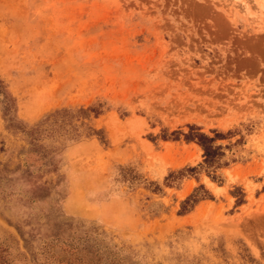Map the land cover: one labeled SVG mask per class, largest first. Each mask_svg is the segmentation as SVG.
<instances>
[{"label":"rangeland","instance_id":"374dc122","mask_svg":"<svg viewBox=\"0 0 264 264\" xmlns=\"http://www.w3.org/2000/svg\"><path fill=\"white\" fill-rule=\"evenodd\" d=\"M98 103L104 142L39 126ZM186 124L243 137L221 185L164 179L202 150L149 136ZM199 182L214 199L178 214ZM46 217L123 264H264V0H0L1 264L24 262L6 218Z\"/></svg>","mask_w":264,"mask_h":264},{"label":"trees","instance_id":"16d2710c","mask_svg":"<svg viewBox=\"0 0 264 264\" xmlns=\"http://www.w3.org/2000/svg\"><path fill=\"white\" fill-rule=\"evenodd\" d=\"M103 110L102 103L78 108L64 107L45 115L39 126L46 123L51 126L50 128H55L54 126L58 125L63 129L62 133L70 140L85 134L86 136L96 135L100 141L104 142L106 139L102 130L96 129L84 121H88L91 116H98ZM75 119H80L79 125L74 122ZM186 126L188 128L186 131L179 127L168 132L164 128L158 135L150 134L149 136L153 142L156 138L162 140L181 139L185 142H193L202 150L200 162L196 165H187L177 170H171L164 179L172 182L175 178H182L187 175L195 176L202 171L211 181L221 185L223 179L220 170L236 161L235 157L226 155L225 148L242 142L243 137L223 145L219 140L231 137L233 131L224 132L218 128H212L210 133H207L194 124H186ZM42 129L41 127L32 129V146L36 145L37 140L34 133H38ZM44 129L46 130V128ZM25 174H27V169L22 170L21 176ZM42 187L40 186L41 189H43ZM231 194L236 197V204L244 202V193L241 188L235 187ZM205 199L212 200L214 196L203 183L199 182L192 192L180 201L177 213L186 214L198 202ZM6 221L14 226L22 240L24 249L22 253L24 262L22 264H123L109 251L102 249L95 239L72 230L71 220L46 217L44 220L28 219L16 223L8 218ZM1 263H4V260L0 257Z\"/></svg>","mask_w":264,"mask_h":264}]
</instances>
